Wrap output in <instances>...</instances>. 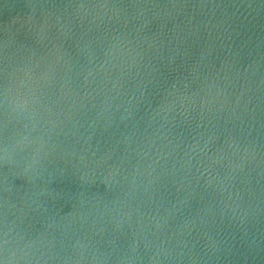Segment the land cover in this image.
<instances>
[{
    "label": "water",
    "instance_id": "1",
    "mask_svg": "<svg viewBox=\"0 0 264 264\" xmlns=\"http://www.w3.org/2000/svg\"><path fill=\"white\" fill-rule=\"evenodd\" d=\"M0 264H264V0H0Z\"/></svg>",
    "mask_w": 264,
    "mask_h": 264
}]
</instances>
